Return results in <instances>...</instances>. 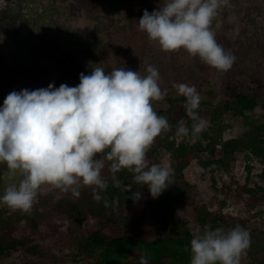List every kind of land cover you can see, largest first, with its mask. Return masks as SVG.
<instances>
[{
	"label": "clouds",
	"instance_id": "obj_1",
	"mask_svg": "<svg viewBox=\"0 0 264 264\" xmlns=\"http://www.w3.org/2000/svg\"><path fill=\"white\" fill-rule=\"evenodd\" d=\"M225 7H231L230 0H161L159 10H144L138 28L165 53L184 49L227 72L236 56L218 44L211 29ZM147 73L123 67L106 71L99 64L90 75L81 73L73 87L49 84L10 92L0 108V162L6 163L11 182L0 203L29 213L47 184L76 198L82 187H91L93 199L108 207L102 195L109 186L102 175L106 164L113 187H120L117 174L127 170L135 184L147 186L152 198H158L169 187L173 170L152 163L147 153L171 126L152 105L167 96L159 86L160 73L151 65ZM173 87L186 98L184 108L193 121L191 129L180 121L176 135L195 138L207 128L198 114L202 97L195 86ZM131 198L139 201L140 191ZM250 244V233L240 225L227 231L197 227L190 240V264H241ZM139 264H149L148 258L141 256Z\"/></svg>",
	"mask_w": 264,
	"mask_h": 264
},
{
	"label": "rangeland",
	"instance_id": "obj_2",
	"mask_svg": "<svg viewBox=\"0 0 264 264\" xmlns=\"http://www.w3.org/2000/svg\"><path fill=\"white\" fill-rule=\"evenodd\" d=\"M159 1L21 0L19 3V0H0V69H3L4 76L12 86L4 98L12 91L47 88L49 84H54L56 88L61 84L76 86L80 83L81 73L90 75L92 68L99 64L106 71L123 67L140 72L141 76L148 74L147 67L151 65L160 73L159 86L162 90H167L166 98L172 92L177 95L174 84L185 83L196 87L204 104L199 116L207 121V126L210 122V110L233 100L237 92L255 96L261 101L255 111L254 122L263 121L264 20L252 22L248 18L247 9L253 0H230L231 7H225L212 22L211 29L216 34L218 44L226 52L230 51L236 56L233 67L227 72L212 68L184 49L165 53L158 43L148 38L146 32L139 30L138 21L144 10L149 13L159 10ZM67 35L75 41L86 43L81 56L64 45L57 44L60 37L65 38ZM182 111L183 107L177 105L173 108L172 115L178 123L184 121L186 124ZM247 126L239 120L231 131L225 132L224 137H237ZM200 160L199 155L193 156L185 170L188 181L194 187L195 202L175 209L174 216L183 221H194L192 210L203 202L214 213L220 209L222 196L213 193L211 182L199 164ZM235 162L231 172L222 179L223 183L232 185L235 191L224 195L227 199L225 209L238 218L245 217L246 222H249L254 217L258 219L261 208L256 206L260 204L259 200L245 191L258 186V175L262 167L260 164L256 165L255 176L250 183H246L240 175L243 156L238 155ZM157 164L168 166L169 161L164 159ZM8 172L6 163L0 162V196L11 182ZM19 178L17 176L15 179L18 181ZM65 194L66 192L45 184L41 186L35 203L47 195L58 198ZM233 205L235 208H232ZM150 206L151 200L146 197L128 209L129 214L139 216L145 224L140 234L134 237L146 241L160 237L158 229L152 225L155 215ZM0 209L10 213L19 211H13L2 203ZM100 225V219L89 218L79 229V235L90 234L98 230ZM67 227V216L59 213H53L47 222L41 224L42 232L51 235L48 240L50 245L59 237L62 238ZM14 230L27 232L26 223L16 224ZM62 242L67 243L65 239ZM59 247L58 243L56 250ZM172 259H162L158 264H169ZM247 259L245 252L241 264L247 263Z\"/></svg>",
	"mask_w": 264,
	"mask_h": 264
},
{
	"label": "trees",
	"instance_id": "obj_3",
	"mask_svg": "<svg viewBox=\"0 0 264 264\" xmlns=\"http://www.w3.org/2000/svg\"><path fill=\"white\" fill-rule=\"evenodd\" d=\"M247 16L252 22L264 20V0H253L247 9ZM57 44L64 45L79 56L86 45L68 35L60 37ZM6 78L3 69H0V108L3 107L5 93L12 88ZM174 94L172 92L164 101L152 102L156 113L165 117L171 126L170 131L162 132L156 138L147 153L153 163L167 159L168 166L173 170L169 187L158 198H152L147 186L135 184L133 174L127 170L117 174L122 181L120 187H113L106 164L102 175L108 180L109 186L102 195L109 201L108 207H105L103 200L97 202L93 199L91 187H82L78 198L73 197L71 192L58 198L51 195L41 197L29 213H10L0 209V264H139L141 256L147 257L149 264H158L166 258H173L169 264H190V240L197 227L201 231L205 226L212 230L222 227L227 231L237 225L245 228L251 237L250 247L246 250L248 262L242 264H264V120L254 122L255 111L261 101L255 96L235 93L233 100L210 110L209 125L195 137V143L177 145L171 140L179 124L173 118V108L177 105L183 107L182 118L190 129L193 121L184 108L186 98ZM203 105L201 102L198 114H201ZM239 120L246 123L247 128L239 136L226 139L225 132L231 131ZM195 155L201 158L199 164L211 182L213 193L222 196V199L220 209L215 213L204 202L195 207L192 210L194 221L190 222L178 219L174 212L195 202L194 187L185 174ZM238 155L243 156L246 165L248 176L243 178L246 183H250L255 176L256 165L262 167L258 186L245 191L259 200L260 204L255 205L261 208L258 219L254 217L249 222H246L245 217L238 218L225 209L227 199L224 195L235 191L232 185L223 183L222 179L231 172ZM136 191L141 193L140 200L146 197L151 200L150 210L155 215L152 225L160 234L152 241L134 237L145 228L139 216L128 213L130 206L137 202L131 198ZM232 208H235L234 205ZM53 213L67 216V231L61 235L67 243L59 237L50 245L48 240L51 235L41 230V224L47 222ZM89 218L101 220L99 229L79 235V229ZM20 222L26 223L27 232L14 230V226ZM58 243L61 247L56 250ZM137 252L140 254H135Z\"/></svg>",
	"mask_w": 264,
	"mask_h": 264
},
{
	"label": "built area",
	"instance_id": "obj_4",
	"mask_svg": "<svg viewBox=\"0 0 264 264\" xmlns=\"http://www.w3.org/2000/svg\"><path fill=\"white\" fill-rule=\"evenodd\" d=\"M190 129V128H189ZM171 140L174 141L177 145H180V144H183V143H186V144H193L196 142V138L192 137L191 134L187 137H178L176 135V133L171 137ZM237 161V160H236ZM234 165L236 164L233 163ZM234 169V168H233ZM232 169V171H233ZM241 173L240 175L243 177V178H246L248 176V172L246 170V165H245V162L243 163V167L242 169H240Z\"/></svg>",
	"mask_w": 264,
	"mask_h": 264
}]
</instances>
